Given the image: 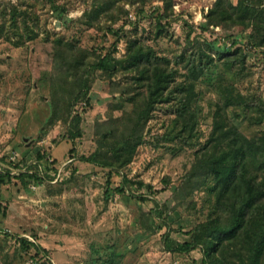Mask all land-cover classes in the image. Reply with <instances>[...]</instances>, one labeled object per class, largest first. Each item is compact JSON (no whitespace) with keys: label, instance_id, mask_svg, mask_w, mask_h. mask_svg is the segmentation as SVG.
I'll list each match as a JSON object with an SVG mask.
<instances>
[{"label":"rangeland","instance_id":"obj_1","mask_svg":"<svg viewBox=\"0 0 264 264\" xmlns=\"http://www.w3.org/2000/svg\"><path fill=\"white\" fill-rule=\"evenodd\" d=\"M110 1L109 12L89 19L96 5ZM214 2L182 0L178 12L187 11L166 16L163 0H0V161L29 170L28 162L44 154L53 159L46 175L53 178L51 171L67 162L57 182L10 170L0 187V223L11 232L0 234V264H32L18 240L23 234L34 236L52 264H202L201 248L179 252L177 246L215 214V197L207 186H181L210 136L218 105L225 104L222 89L231 85L236 95L264 102V51L246 44L240 26L204 31ZM161 16L165 31L158 34ZM237 36L245 69L235 73L218 61L214 81H194L195 131L179 135L187 116L180 117L178 101L159 104L133 156L119 155L133 128L127 98L136 92L134 73L113 75L92 63L109 53L124 59L130 41L138 40L172 60L179 69L175 85L189 82L177 55L207 50L212 40L231 47ZM83 76L91 86L88 100L79 94ZM238 108H228L232 123L250 135L264 129L241 123Z\"/></svg>","mask_w":264,"mask_h":264},{"label":"trees","instance_id":"obj_2","mask_svg":"<svg viewBox=\"0 0 264 264\" xmlns=\"http://www.w3.org/2000/svg\"><path fill=\"white\" fill-rule=\"evenodd\" d=\"M181 1L163 0L165 15H183L187 11L185 6H182L184 11L181 12H178L177 7ZM111 5V1L96 5L91 10L89 19L94 22L101 13L109 12ZM163 18L161 16L158 34L165 31V27H162ZM205 18L207 26L203 28L204 31L212 26L224 29L240 26L246 33V44L264 51V0H215L207 9ZM241 41L242 38L237 36L232 40L231 47H218V41L212 40L206 42L207 50L200 49L198 53H191L188 58L184 53L177 55L174 61L189 71V82L185 80L175 85L179 69L171 66L172 60L158 56L155 50L138 40L130 41L126 58L118 59L113 53H109L92 63L95 69L108 71L113 75L118 69L134 73L132 85H135L136 92L127 98L133 107L129 113L133 118V128L125 134L119 155L124 154L129 158L133 156L153 110L157 105L172 100L178 101L180 117L187 116L186 121L182 122L179 135L184 132L191 135L198 123L193 106V101L197 98L194 81L203 76L214 81L215 75L211 69L219 66L218 61L231 71L235 69V73L244 70L247 55L239 44ZM61 43L62 40L59 47H62ZM62 53L66 54L64 51ZM216 54L218 58L215 57ZM225 74L226 69L221 74L222 78ZM78 81L79 94L88 100L91 88L88 77L78 78ZM230 86L222 89L225 104L218 105L210 136L195 152L194 166L181 186V190L207 186L215 197V214L193 228L191 240L179 244L177 251L189 252L201 248L204 252L202 264H264V129L247 134L231 122L227 112L231 106L239 107L234 116L241 118V123L261 125L264 124V102L246 100L242 95H236ZM128 89L129 87L123 91L124 96L130 93ZM182 94L183 98L179 99ZM93 156L92 161H98L96 155ZM44 157V154L38 155L39 160H45ZM124 163L125 161L121 165ZM46 164L50 167L48 162ZM15 166L19 167V164L15 163ZM36 169L37 166H31L33 173L27 170L21 172L19 177H27L36 182L53 178L50 175L46 179L40 177ZM8 177H11L10 170L0 168V187ZM125 181L130 183L126 178ZM22 245L27 252L35 247L37 256L45 252L40 244L26 239H22Z\"/></svg>","mask_w":264,"mask_h":264},{"label":"built area","instance_id":"obj_3","mask_svg":"<svg viewBox=\"0 0 264 264\" xmlns=\"http://www.w3.org/2000/svg\"><path fill=\"white\" fill-rule=\"evenodd\" d=\"M15 158H16V156H10V159L11 160H15ZM10 161V160H9ZM46 162H48V164H49V162L50 163H52L53 162V159L52 158H46L45 160H39V159H36V160H32V161H29L28 162V164H27V167L28 168H30L31 166H37V171H38V175L40 176V177H42V178H44V179H46L47 178V169H48V167H47V164H46ZM66 164H67V162H64L63 164H61V165H57V170H55V171H51V174L54 176V181H58L61 177H62V173H63V171H64V167L66 166ZM51 167L53 166V165H51V164H49ZM0 168L1 169H3V168H8L9 170H11L13 173L12 174H16V170L18 171L19 170V172H25V171H27V170H25V169H23V168H15V167H13V166H11V165H9V164H5V163H3L2 161H0ZM29 172L30 173H33L34 172V170H30L29 169ZM14 174V175H15ZM20 174V173H19ZM19 174H17V175H19ZM49 181V180H48ZM0 234H2V235H9V233H11L8 229H6V228H3L2 227V225H1V223H0ZM19 239V242L21 243L22 242V239H26V240H28L29 242H34V243H38L37 242V240L34 238V236H32V235H30V234H23V235H21V236H19L18 237ZM39 244V243H38ZM36 248L35 247H33L31 250H30V262L32 263V264H45L46 262V260H47V262H48V264H52L51 262H50V258L49 257H47V255L45 254V252H42L40 255H36Z\"/></svg>","mask_w":264,"mask_h":264},{"label":"crops","instance_id":"obj_4","mask_svg":"<svg viewBox=\"0 0 264 264\" xmlns=\"http://www.w3.org/2000/svg\"><path fill=\"white\" fill-rule=\"evenodd\" d=\"M29 254H30V252H29ZM31 256V255H30Z\"/></svg>","mask_w":264,"mask_h":264}]
</instances>
